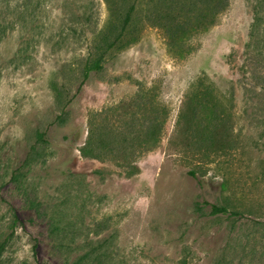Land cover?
I'll return each mask as SVG.
<instances>
[{
  "label": "rangeland",
  "instance_id": "1",
  "mask_svg": "<svg viewBox=\"0 0 264 264\" xmlns=\"http://www.w3.org/2000/svg\"><path fill=\"white\" fill-rule=\"evenodd\" d=\"M146 1L83 83L104 0H40L0 42V264H264V0L173 39Z\"/></svg>",
  "mask_w": 264,
  "mask_h": 264
},
{
  "label": "trees",
  "instance_id": "2",
  "mask_svg": "<svg viewBox=\"0 0 264 264\" xmlns=\"http://www.w3.org/2000/svg\"><path fill=\"white\" fill-rule=\"evenodd\" d=\"M108 10L106 24L97 32L93 31L92 40L87 47L86 55L82 59L80 75L83 83L91 72L102 69L107 54L119 46L133 23L138 0H104ZM229 0H147L148 20L151 24L163 27L173 39L179 34L190 31L206 30L215 24L218 16L227 8ZM41 8L40 0H0V42L10 31L23 27L36 11ZM86 15L82 17V20ZM80 24L83 23L80 21ZM83 32V31H82ZM136 40V37L133 38ZM1 76V71H0ZM60 93H56L55 102L60 107L59 122H65L64 107L70 99L64 101ZM200 104V103H199ZM63 113V114H62ZM44 133L38 132L36 139L45 142ZM204 140L207 137L204 136ZM95 141L90 133L85 144L79 150L83 156L94 154ZM102 147L106 148L105 145ZM225 212L219 205H211V213ZM0 244V254L3 250ZM86 264H100L101 259L92 249L87 250L80 258ZM82 264V263H81Z\"/></svg>",
  "mask_w": 264,
  "mask_h": 264
}]
</instances>
